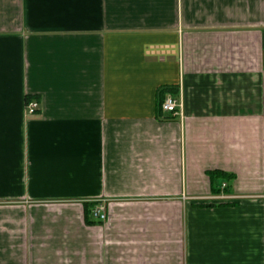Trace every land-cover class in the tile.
Masks as SVG:
<instances>
[{"label": "crops", "instance_id": "1", "mask_svg": "<svg viewBox=\"0 0 264 264\" xmlns=\"http://www.w3.org/2000/svg\"><path fill=\"white\" fill-rule=\"evenodd\" d=\"M0 264H264V0H0Z\"/></svg>", "mask_w": 264, "mask_h": 264}, {"label": "built area", "instance_id": "2", "mask_svg": "<svg viewBox=\"0 0 264 264\" xmlns=\"http://www.w3.org/2000/svg\"><path fill=\"white\" fill-rule=\"evenodd\" d=\"M163 111L174 114V115H180L181 113L178 112V108L180 107L178 101H176L173 97L167 96L161 105ZM38 109V103L34 101H30L26 105V110L28 114H33ZM225 184H223L220 188V193L217 195L209 196V199L211 201H230L231 199H234V197L230 195H226L223 192V189H225ZM222 191V193H221ZM219 199V200H218ZM106 202L100 201L96 203L90 210V217L96 221L104 222L107 219V212H106Z\"/></svg>", "mask_w": 264, "mask_h": 264}, {"label": "trees", "instance_id": "3", "mask_svg": "<svg viewBox=\"0 0 264 264\" xmlns=\"http://www.w3.org/2000/svg\"><path fill=\"white\" fill-rule=\"evenodd\" d=\"M231 177L232 176L230 174L224 173V172H210L209 173V178L211 181H214L216 178H223L224 180H228ZM212 192L214 194H216V193H218V189H216V187H212ZM85 211H86V218L85 219L87 220V214H89V213H88L87 209H85Z\"/></svg>", "mask_w": 264, "mask_h": 264}, {"label": "rangeland", "instance_id": "4", "mask_svg": "<svg viewBox=\"0 0 264 264\" xmlns=\"http://www.w3.org/2000/svg\"><path fill=\"white\" fill-rule=\"evenodd\" d=\"M216 182H218L219 184H220V182H221V180H215ZM228 181H230V180H228ZM207 200H209V199H207ZM219 200V199H218ZM232 200V199H231ZM221 201V200H220Z\"/></svg>", "mask_w": 264, "mask_h": 264}]
</instances>
